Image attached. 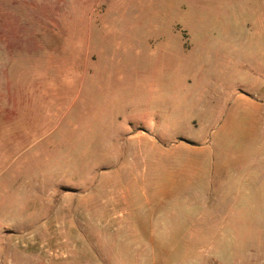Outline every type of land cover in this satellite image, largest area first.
<instances>
[{
    "label": "rangeland",
    "instance_id": "obj_1",
    "mask_svg": "<svg viewBox=\"0 0 264 264\" xmlns=\"http://www.w3.org/2000/svg\"><path fill=\"white\" fill-rule=\"evenodd\" d=\"M181 140L205 151L179 153ZM75 184L102 207L163 198L224 223L200 256L187 236L112 238L107 220L67 219L73 244L125 248L114 264H264V0H0V229L43 202L55 231L43 247L19 235L36 242L30 264H61L56 211Z\"/></svg>",
    "mask_w": 264,
    "mask_h": 264
},
{
    "label": "crops",
    "instance_id": "obj_2",
    "mask_svg": "<svg viewBox=\"0 0 264 264\" xmlns=\"http://www.w3.org/2000/svg\"><path fill=\"white\" fill-rule=\"evenodd\" d=\"M246 99H249L246 97ZM148 136L146 130H140L138 134H134L129 138L131 141V149L138 148L141 140ZM152 144H156L151 139ZM163 146V145H161ZM160 149V148H158ZM160 150H163L160 149ZM205 151V148H198L191 146V141L181 140L178 152H185L191 154V151ZM120 152L114 153V155H120ZM115 164V163H114ZM113 164L112 170L115 172L119 169L117 165ZM112 177L104 178L105 184L114 186L124 182L126 180L120 179V175L111 174ZM117 177V178H116ZM100 185V184H98ZM85 187L80 184L72 185L70 188H62L59 195L58 219L60 220L58 231V244L61 251V264H114L110 261L109 256L123 255L125 248L117 247L113 245L109 248L99 247L93 245L94 252H91L86 248L84 241L80 244H73V231L72 225L67 224V219H71L74 215L78 217H87L91 219L100 218L107 220L106 223L109 227L108 236H125V235H140V236H155V235H180L187 236L185 242V250L196 251L201 256L202 248L201 242L206 241L207 238L211 239V236L224 233V223L212 222L211 216H206L205 212L191 213V206H188V211L185 214L178 211H171L165 209V206H170L171 202L165 201L163 198H150L147 196L135 197L128 195H118L109 197L108 201H103L108 204L107 207L100 206L98 200L94 198L90 200L82 199V195L86 194ZM82 194V195H81ZM20 200V199H19ZM1 205L6 202L1 199ZM13 205L7 207L13 210L17 206H24L20 201L13 202ZM10 203V201H9ZM175 203V202H172ZM14 204L16 206H14ZM19 204V205H18ZM191 204V203H189ZM27 206V205H25ZM30 211H34V214L30 217L31 222L19 228L16 220H8V228L0 229V264H4L7 260V264H15V262H21L19 256L22 255L24 264H30L32 257L31 249L36 245V242H20L18 240L19 235L29 234L38 235L42 239L46 240L41 243L43 247L51 240L53 234L52 229V209L46 211L45 204L43 202H36L35 207H30ZM106 213V214H105ZM22 221V220H21ZM65 223V230H63V224ZM63 223V224H62ZM100 239H104V232L97 233ZM111 238V239H112ZM108 240L110 238L108 237ZM148 249L156 251L154 247L147 246ZM144 250H146V248ZM161 253L166 254V249L161 248ZM20 254V255H19ZM140 254V253H139ZM136 257L135 264H147L146 260L142 256ZM124 256V255H123ZM197 260L195 256L191 254V264H203L202 260L195 263ZM198 261V260H197ZM122 264V263H121ZM127 264V263H123Z\"/></svg>",
    "mask_w": 264,
    "mask_h": 264
}]
</instances>
